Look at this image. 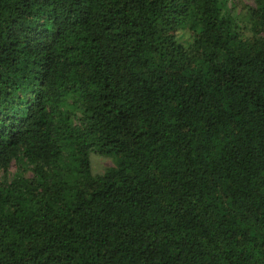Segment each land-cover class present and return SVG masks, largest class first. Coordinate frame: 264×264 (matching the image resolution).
<instances>
[{"label":"trees","instance_id":"1","mask_svg":"<svg viewBox=\"0 0 264 264\" xmlns=\"http://www.w3.org/2000/svg\"><path fill=\"white\" fill-rule=\"evenodd\" d=\"M227 2L0 0V264H264V0Z\"/></svg>","mask_w":264,"mask_h":264},{"label":"rangeland","instance_id":"2","mask_svg":"<svg viewBox=\"0 0 264 264\" xmlns=\"http://www.w3.org/2000/svg\"><path fill=\"white\" fill-rule=\"evenodd\" d=\"M227 5L230 11L236 16V18L241 22V24H246L248 15H247V7L253 3V0H227ZM184 36H188L187 32H184ZM91 167L94 172L102 171L107 165L113 162L112 157L106 156L103 154H98L92 152L90 155ZM21 168L25 169V174L30 172L29 165H23L21 163ZM18 169V163L16 160H12L10 166L7 171L8 176H12L14 172ZM0 176H2V172H0Z\"/></svg>","mask_w":264,"mask_h":264}]
</instances>
